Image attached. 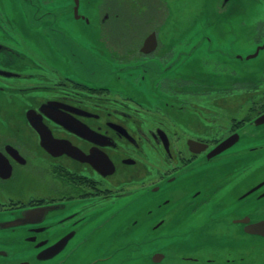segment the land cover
I'll use <instances>...</instances> for the list:
<instances>
[{
  "label": "flooded vegetation",
  "instance_id": "af4514ba",
  "mask_svg": "<svg viewBox=\"0 0 264 264\" xmlns=\"http://www.w3.org/2000/svg\"><path fill=\"white\" fill-rule=\"evenodd\" d=\"M120 1L0 0V264L254 263L264 64L187 0Z\"/></svg>",
  "mask_w": 264,
  "mask_h": 264
},
{
  "label": "rangeland",
  "instance_id": "374dc122",
  "mask_svg": "<svg viewBox=\"0 0 264 264\" xmlns=\"http://www.w3.org/2000/svg\"><path fill=\"white\" fill-rule=\"evenodd\" d=\"M102 0H94L96 5H94V10L96 14V7ZM120 1V0H118ZM169 4L172 0H168ZM174 1V0H173ZM188 1V11L189 19L185 28L182 27L183 32L188 35H208L215 39L221 40L223 42V47L227 48L234 44V52L240 55L239 57L245 61L241 60L236 68L238 73L243 77H248V65H256L262 67L264 64V49L260 51L259 57H254L249 59L248 56L254 53L258 46V40L264 41V33L261 37H256L255 41V26H257L258 21H264V0H233L230 5L225 9V11L218 10V5L221 0H187ZM239 1L241 4L239 8L236 7V2ZM120 1L122 5H125ZM130 2H134L130 0ZM126 3V2H125ZM132 7V8H131ZM130 9L134 10L137 7L135 4H131ZM152 26L146 27L143 33L152 30ZM168 29V24L161 28V33H166ZM264 32V31H262ZM93 33V32H92ZM92 33H87L86 37L92 35ZM234 42V44H233ZM264 43V42H262ZM237 60V59H236ZM234 63V62H233ZM245 65V66H244ZM258 98V95H257ZM263 156L260 158L256 157L255 161H262ZM264 178V164L255 170L254 180H259ZM254 263L252 264H264V241L256 243ZM146 264V263H145Z\"/></svg>",
  "mask_w": 264,
  "mask_h": 264
},
{
  "label": "water",
  "instance_id": "95a60500",
  "mask_svg": "<svg viewBox=\"0 0 264 264\" xmlns=\"http://www.w3.org/2000/svg\"><path fill=\"white\" fill-rule=\"evenodd\" d=\"M225 1H228V0H225ZM80 0H75V3H76V7H75V13H76V16L78 15V7H79V3ZM152 40H148L146 41L145 43V48L144 50H147V51H150L153 47H148L150 45ZM262 49H264V46L261 47ZM258 54V52L256 53V55ZM256 124L257 125H260V124H263L264 123V114L262 116H260L259 118H257L256 120ZM228 140H226L225 143H223L222 145H220L217 149H215V151L212 153L213 155L214 154H219L221 153L223 150L229 148L233 143V138L227 142ZM249 218H242L240 220H236L235 223H245L246 224V227H245V231L247 232H250V233H256V234H260L261 235H264V221L262 220V222H258L256 224H249ZM21 221H19L20 223ZM14 224H18L17 223H14ZM49 252H55V250H49ZM165 258V254L164 253H156L154 256H153V262L155 263H159L160 261H163V259Z\"/></svg>",
  "mask_w": 264,
  "mask_h": 264
},
{
  "label": "trees",
  "instance_id": "16d2710c",
  "mask_svg": "<svg viewBox=\"0 0 264 264\" xmlns=\"http://www.w3.org/2000/svg\"><path fill=\"white\" fill-rule=\"evenodd\" d=\"M133 1H134L132 2L133 4L138 5L141 0H133Z\"/></svg>",
  "mask_w": 264,
  "mask_h": 264
}]
</instances>
